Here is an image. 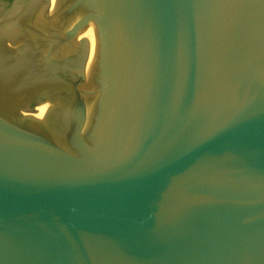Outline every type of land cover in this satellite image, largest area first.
Listing matches in <instances>:
<instances>
[{"label": "water", "instance_id": "water-1", "mask_svg": "<svg viewBox=\"0 0 264 264\" xmlns=\"http://www.w3.org/2000/svg\"><path fill=\"white\" fill-rule=\"evenodd\" d=\"M0 264H264V0L0 7Z\"/></svg>", "mask_w": 264, "mask_h": 264}, {"label": "trees", "instance_id": "trees-1", "mask_svg": "<svg viewBox=\"0 0 264 264\" xmlns=\"http://www.w3.org/2000/svg\"><path fill=\"white\" fill-rule=\"evenodd\" d=\"M15 1L18 0H0V7L8 9Z\"/></svg>", "mask_w": 264, "mask_h": 264}]
</instances>
